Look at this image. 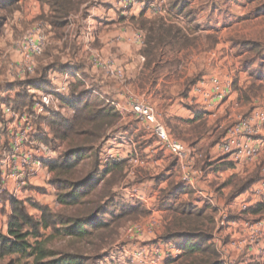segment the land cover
Wrapping results in <instances>:
<instances>
[{
	"label": "crops",
	"instance_id": "obj_1",
	"mask_svg": "<svg viewBox=\"0 0 264 264\" xmlns=\"http://www.w3.org/2000/svg\"><path fill=\"white\" fill-rule=\"evenodd\" d=\"M159 1L165 3V0H90L79 13L71 18V25L62 39L66 41L59 48H64L65 51L70 52V55L74 53L70 43L73 40L74 31L72 22L81 19L84 21L83 33L85 34L86 31V35L90 37L86 45V55L93 61L98 60L101 67L91 63V66L84 67L73 59H65L56 63L53 61L55 51L52 50L49 51V55L44 56L43 60H49V63L41 62L45 69L40 75L38 74L37 78L28 80L20 78L17 84L9 79V75V78L6 76V70L9 71L10 65L22 60L16 45L27 30L41 22H46L42 20V17H47L50 11L47 5H42L38 0H19L20 10L9 16L4 34L0 36V60L4 61L0 63V67L6 64L5 70L0 68V110L2 113L0 116V160L5 156L18 155L19 158L16 159L19 165V175L9 177L8 193L0 198V210L10 209L11 201H8L10 199L25 201L33 198L34 189H45L50 197L54 198L52 191L55 189L50 182H47L50 176L47 165L38 168L33 175H28V171L20 175L23 172L20 163L22 155L30 153L34 159H39L42 154L32 150L28 142L24 148L14 150L15 137L25 129L24 124L15 119L12 114L13 112L33 114L36 116V121L47 118L51 110L55 109L57 112L64 106L61 99L69 97L71 86L78 80L85 84L87 90L95 91L108 100L111 99L110 101L117 106L121 114L119 123L110 130L107 138L100 144L101 153L111 155L117 159L115 162L130 164L131 160L139 161L134 169L130 170L129 166H126L125 183H122L123 187L119 190L128 186L132 187L149 200V206L155 207L159 211V216H163L166 211L163 212L162 207L161 209L159 207L161 196L166 194L170 197L174 194L175 186L181 183L177 160L169 152L160 148L158 140L147 124L133 113L130 104L137 99L149 101L160 114V121L171 136L196 152L198 165L205 172L200 187L216 196V203L219 207H228L227 204L232 203V200L240 202L250 197L251 191L258 186L261 180L255 183L249 191L238 196L231 195L234 187L228 182L235 178L244 179L256 169L259 171L258 166L264 164V148L257 158L250 161L247 153L239 155L222 153L220 143L228 129L241 116L253 114L264 116L263 98L258 93L249 95L248 100L244 96L252 84L251 76H249L251 71L248 67H253L256 61L253 59L247 61L241 68L240 63L233 60V56L236 54L239 60L246 54L236 51L234 45H230L231 41L223 43L219 38L218 43L213 47L215 50L207 51L205 38L201 39L200 35L204 32L205 26L202 27L201 22L206 15H201V17L199 15L195 19L197 23L195 25H198L199 29H195L192 36L196 38L194 45L181 50L164 48L160 50L159 59L148 66L146 57L143 55L146 33L141 28L140 21L160 18L166 23L173 21L182 29L186 27L184 18L178 16L175 19V13L166 8L167 5L162 11L154 12L153 6L161 5ZM211 16L216 15L211 14ZM11 27L15 30H10ZM215 29L219 30L218 35H222L223 31L227 30ZM50 31L48 34L51 33ZM62 40L55 38L54 42L59 45ZM224 46L228 49L225 54L221 53ZM108 63L112 64L114 69H121L125 73L123 81L107 75L102 69V64ZM214 79L220 82L217 91H215ZM19 88L28 89L29 95L33 98L32 109L18 111L14 108L13 103L20 95ZM224 90L227 91L226 98L222 100L214 97L215 93ZM37 93L38 98L35 96ZM45 93H52L58 99L57 102L60 101L61 104L57 105L56 102L55 107L48 108L41 113L38 112L36 103L37 99L39 100ZM4 95L8 96V99L4 98ZM63 110H68L70 116L73 114L66 107ZM35 129L38 134L36 141L39 144L54 150L57 155L59 150L62 152L59 143L55 141L54 135L49 133L50 130L47 127L41 126ZM260 140H264V132L262 137L253 138L249 144L256 146ZM206 162L217 166L218 169L208 168ZM150 170L157 171L152 173V180L137 179L136 176ZM262 176H264V170ZM133 177H135L134 181ZM188 188L192 196L188 193L178 195L175 200L176 205L181 202H193L194 190ZM45 197L46 194L38 196L36 201L40 203ZM43 204L48 205L46 202ZM204 205L206 204L199 206ZM233 206V204L230 205V207ZM10 217L11 214H8L9 220ZM9 220L6 223L7 231ZM246 226L245 220L232 218L225 230V236L227 238L229 236L231 241L247 239L251 232ZM214 242L216 243L215 237ZM139 246L140 244L134 249L137 250Z\"/></svg>",
	"mask_w": 264,
	"mask_h": 264
},
{
	"label": "trees",
	"instance_id": "obj_2",
	"mask_svg": "<svg viewBox=\"0 0 264 264\" xmlns=\"http://www.w3.org/2000/svg\"><path fill=\"white\" fill-rule=\"evenodd\" d=\"M38 1L50 8L48 16L42 17V20L50 25V32L55 38L63 39L71 25V18L90 0ZM239 1L252 4L259 0ZM189 8L190 1L176 0L169 10L175 13V19L183 17L189 25L191 23L192 28L182 29L173 21L166 23L160 18L140 21L146 33L143 55L148 66L159 59L160 50L164 48L181 50L194 45L196 38L192 37L193 31L199 27L195 25L193 12L188 11ZM18 10L19 0H0V36L4 34L9 16ZM233 45L242 46L239 52L256 55L264 63L263 42ZM250 76L254 81H261L262 85L257 87L253 84L244 93L247 100L249 95L264 90V69L252 70ZM61 100L73 114L70 117L61 113L52 114L44 121L62 148L60 159L50 163L48 169L53 175L52 184L57 189L58 203L63 210L54 214L48 207L34 204L32 207L42 212L41 219H36L30 215L24 201L10 199L12 214L8 235L0 234V259L22 254L32 258L33 264H97L98 260L106 259L103 257L104 250L117 240L120 230L128 222L148 214L141 204L122 203L119 201L120 195L114 193V187L126 175V163L104 164L101 161L99 146L121 120L117 108L108 99L87 90L81 80L71 86L69 97ZM13 104L18 111L32 109L33 98L28 89L25 88ZM206 166L218 169L209 162H206ZM232 180L228 182L229 185ZM258 181L257 175L241 183V186H236L233 196L246 193ZM186 193L192 196L189 188L180 183L175 186L173 195L168 197L165 194L167 201L164 209L171 215L166 220L164 233L156 238V244L177 245L183 254L173 264H222L214 242L216 210L208 204L202 207L197 205L194 195L193 202L176 205V197ZM249 213L264 217V199ZM47 230L53 232L48 240L54 236L63 237L66 245L57 250L48 249L46 241L39 240L43 237L42 231ZM32 240L35 242L32 243Z\"/></svg>",
	"mask_w": 264,
	"mask_h": 264
},
{
	"label": "built area",
	"instance_id": "obj_3",
	"mask_svg": "<svg viewBox=\"0 0 264 264\" xmlns=\"http://www.w3.org/2000/svg\"><path fill=\"white\" fill-rule=\"evenodd\" d=\"M165 3L161 1V5H154V12L162 11ZM181 21V20H180ZM48 31L51 30L50 25L47 22H41L31 27L24 36L19 40L16 45V49L22 57V63L17 66V73L20 78H28L35 75L38 64L37 59L42 56L44 52L45 43L47 40ZM47 32V33H46ZM102 69L110 76L118 80L125 79V73L121 69H114L112 64H102ZM213 83L216 85L215 91L219 89V80L214 79ZM199 91V90H197ZM90 92L97 94L95 91ZM227 91L217 92L214 97L217 99L226 98ZM52 93H45L41 95L40 101H37L36 108L38 112H45L48 108L56 106V100ZM101 97V95H99ZM133 113L140 118L147 127L151 130L153 135L158 140L160 148L174 157L178 162V168L180 171V181L186 186L194 190L195 201L197 205L208 204L216 210V229L215 235L219 231L222 232L231 222V217L228 208L219 207L216 203V196L213 193L207 192L200 187V183L204 180L205 172L200 169L198 165V159L196 152L189 146L178 141L171 136L167 128L160 121V114L152 104L145 101H133L131 104ZM13 117L20 120L24 124V131L20 135L15 137L14 150L24 148V145L28 142L32 150H36L41 153L42 156L33 158L30 153L22 155L21 166L23 172L21 176L28 171V175L36 173L38 168L44 165H49L60 159L62 152L59 150L58 155L54 150L49 149L47 146L39 144L36 141L38 136L34 123L30 122V118L34 119L36 116L29 115L27 113H15ZM264 129V116L261 115H247L238 119L227 131L226 136L220 143V150L227 155H239L247 153L248 159L251 161L257 158L262 149L264 148V140H260L256 146H250L249 142L256 136L262 137ZM61 152V153H60ZM101 155L102 163L115 162L117 159L111 155ZM18 155L5 156L0 160V198L8 193L7 182L10 176L19 175L17 163ZM139 161L137 159L131 160L132 167L135 168ZM21 179V178H20ZM21 181V180H20ZM125 195L127 194L133 201H141L143 206L146 207L150 213V217L147 220L149 223V229L158 228L160 226L159 211L155 207L149 206V200L145 199L139 192L132 187H126L123 189ZM122 196V195H121ZM122 198V197H121ZM264 199V179L261 180L257 187L253 188L248 201H242L239 204L241 211L248 212L251 208H255ZM123 201V198L121 199ZM145 203V204H144ZM245 220V219H243ZM246 221V220H245ZM143 223L132 224L128 230V234L137 235L142 237L147 234L148 228ZM247 228L251 232L250 236L243 241L232 240V249L234 251L233 257L238 258L241 254L242 258L240 263L249 264L252 262H264V239L256 238L257 235L264 237V218H259L255 222L246 221ZM214 235L215 239L216 236ZM220 253V260L222 264H240L234 262L232 255H230L227 249L222 250L217 248ZM182 251L177 247L175 243H158L152 246L141 247L135 254H133V260L138 264H162L165 260L175 261L182 256ZM142 262V263H141ZM167 262V261H166Z\"/></svg>",
	"mask_w": 264,
	"mask_h": 264
},
{
	"label": "rangeland",
	"instance_id": "obj_4",
	"mask_svg": "<svg viewBox=\"0 0 264 264\" xmlns=\"http://www.w3.org/2000/svg\"><path fill=\"white\" fill-rule=\"evenodd\" d=\"M173 1H176V0H165V5H167L166 8L169 9L171 7ZM188 1H190V8L188 11L193 12V15H194L193 19L194 20L196 19V16L200 15V17H201V15H206V17L203 18L202 22H201V24L203 25L202 27L205 26L204 32H202L203 30L202 31L200 30L202 32L200 35H201V39L205 38V41L207 43V51L215 50V49H213V47L216 43H218L219 40L223 41V43H225V41H227V42L231 41L230 45L231 44L233 45L234 43H238V44H241L244 42L249 43L252 41H261L264 43V0H259L258 2L252 3V4L242 3L239 0H188ZM160 3H161V1H159V4ZM156 6H158V4ZM163 6H164V4H163ZM211 14H215L216 16L213 17V16H211ZM83 23H84V21H81V19H80V21L75 20L72 22V24L74 26V31H73V40H71L70 43H71L72 52H74V53L71 55H70V52L65 51L64 48H62V49L59 48V47H62V43L64 41H66V39H64V40L60 39L62 41L58 45L57 43L54 42V39H55L54 34L53 33L48 34L47 35L48 37H47V40L45 43V47H44V52H43L42 56H40L37 59V64H38L37 71H36L35 75L28 77L26 80H28L29 78L35 79V78H37L38 74L40 75L42 73V71L45 69V67L43 65H41V62H43V64L49 63L48 62L49 60L44 61L43 59H44V56L49 55V51H52V50L55 51V53H53V56H54L53 61L56 63H57V61L60 62V61L65 60V59H73L74 61H77L80 65H83L84 67L87 65L91 66L90 63L93 65L95 64L98 67H101V63L97 62L98 60L93 61L92 59H90V57H88L86 55V52H87L86 45H87V42L89 43L90 37L88 35H86V31H85V34L83 33V31H84L83 30L84 29ZM194 23L197 24L196 22H194ZM185 24H186V27L189 25L187 22ZM190 26H191V23H190ZM215 28H220V29L224 28L227 30H225V31L222 30L223 31L222 35L221 34L218 35L219 30H216ZM10 30H15V28L11 27ZM214 30H216V31H214ZM47 32H48V30H47ZM212 32H214V33H212ZM214 34H216V35H214ZM218 38H219V40H218ZM233 47H235L236 51L239 52V49H241L242 46L238 47L235 45ZM227 50L228 49L226 48V46H224L221 49V53L225 54L227 52ZM252 59L254 61H256V63L253 67H248L249 71L259 69V68H261L262 70L264 69V63H261L262 61L260 60V58H257L256 55L250 56L247 54L239 60H238V57L236 56V54L233 56V60L237 61V63H240L239 65L241 68L244 67L245 62L250 61ZM87 60H90V61H87ZM22 61L23 60H21L19 63H16L12 66L10 65L9 71L6 70L7 71L6 72L7 78H9L8 77V75H9L10 76L9 79L12 81H15V83H17V84L20 82L19 81L20 77L17 73V66L20 65L22 63ZM2 62H4V61L0 60V63H2ZM247 64H249V63H247ZM249 66H251V65L249 64ZM5 67H6V64H2V66L0 68H3L5 70ZM240 72H242V71H240ZM108 76L110 77V75H108ZM251 81H252V84H251L250 88L252 87L253 84H255L257 87H260L262 85L261 81H254L252 78H251ZM22 87H23V84H22ZM19 89H20L19 90L20 94L22 92L24 93L25 90H23V88H19ZM257 93L264 100V90L257 92ZM35 96H36V98H38L39 97L38 93ZM3 97L7 98L8 96L4 95ZM53 97L56 101L58 100L55 96H53ZM110 100L111 99H109V101ZM37 101H40V100L37 99ZM135 101H139V100L135 99ZM145 102L150 103L147 100ZM59 103H60V101L57 102V105H59ZM110 103H112L117 108V106L112 101H110ZM63 109H65L64 106L59 108L57 112L55 109L51 110V113L48 117H51L52 114H54V113L57 114L59 112L66 117H70V112L68 110L64 111ZM30 115L34 116L33 114H30ZM241 117H243V116H241ZM44 119H39L36 121L33 117H31L30 122L34 123V128L41 127V126L47 127V129L50 130L49 133L51 135H53L51 129L48 127V125L44 121ZM263 132H264V129H263ZM257 137L258 136L254 137V138H257ZM50 146H53V145H50ZM99 149H100V153H101V148L99 147ZM196 149H198V148H196ZM203 160H205V158H203ZM203 160H201V161H203ZM126 165L129 166L130 170L134 169L132 167V164H126ZM258 167H259V171H258V169H256L248 177H246L244 179L235 178L234 180H232L231 183H232L234 188H232L233 191L231 192V195H233V193L236 189V186H239V185L241 186V183L246 182L248 179H251L254 176L258 175L259 180L264 179V176H262V172L264 170V164H262V166H258ZM138 172H139V170H138ZM155 172H157V171H155V170H150L149 172L144 171L143 173H141L140 176L138 175L136 177L140 181L152 180L153 179L152 173H155ZM52 178H53V175L50 173L49 180H47V182H50L52 187L55 189V191L54 190L52 191V195L54 196V198L50 197V195L48 194V192H46L45 189H34L33 198L31 197L30 199L24 201L26 203V206L28 207V211H29L30 215H32L36 219H41L42 212L39 211L38 209L32 207L34 204H39L42 207H48L54 214H57L63 210L62 206H60L58 203V192H57L56 187L52 184ZM125 179H126V175L114 187L115 195L116 194L118 196L120 195V199H119L120 202L122 201L121 199L123 198L122 203H127V204L132 203L134 205L135 204H141L143 206V203L141 201H137V202L134 200L132 201L131 200L132 198H130L127 194L125 195L124 193H122L123 189H125L126 187L119 190L121 187H123V184L125 183V181H124ZM132 180L134 181L135 177H133ZM240 181H242V182H240ZM128 182H129V180H128ZM45 194H46V197H48V198H46V197L43 198L42 202H40V203L38 201H36V198H38V196H44ZM147 194H149V193H147ZM248 199H250V197L245 199V200L248 201ZM8 201H11V200H8ZM20 201H22V200H20ZM166 201H167V197L165 196V194H163L161 196V200L159 201L160 202L159 207H160V209L162 207L163 212L166 211L164 209V203ZM241 201H243V200H240V202ZM43 202H46V204H48V205H44ZM240 202L232 200V203L227 204V206L229 208L224 207V208L229 209L231 219L234 218L235 215L238 216L237 219H245L248 222H255L257 219L260 218L257 216H253L252 214L249 213V211L253 208H251L248 212L247 211L246 212L241 211L239 208ZM232 204L234 206L230 207V205L232 206ZM143 207H145V206H143ZM145 209H146V207H145ZM8 214H12L11 205H10V209L3 208L0 210V234H3V235H8V231L6 229L7 220H9L7 218ZM170 215H171V213L166 211V213H163V216L162 215L159 216L161 227L153 228L151 230L149 229V223L147 221L150 217L149 212L146 216H143V217L138 218L137 220L128 222L120 230V233H119L117 240L110 247H108L107 249L104 250L105 254L103 257H105L106 259L105 260L100 259L96 263L97 264H138L137 261L133 260V257H132L133 254H135L143 246H148L151 248L152 246H154L156 244V242H157L156 238L164 233V230L166 227V220ZM262 218H264V217H262ZM143 222H144L143 225L148 228L149 232L147 234H145L142 237H137V235L128 234V230L132 224L143 223ZM225 230H226V228H225ZM225 230H223L222 232L219 231L218 233H216V235H215V231H214V235L216 236V243L215 244H216L217 248H219V249H222V250L227 249L229 251L230 255H232V257H233L234 251L232 249V243H231V240L229 239V236H228V238H227V236H225ZM42 233H43V237L39 240L46 241L48 249L57 250V249L63 248L66 245L65 239L63 237H59V236L55 237L54 236L53 239L48 240V239H50L49 237H51V235L53 234V232L51 230L42 231ZM256 238H260V240L264 239V237H262L260 234L257 235ZM240 241H243V239H241ZM34 242H35V240H32V243H34ZM138 244H140V246L137 250H135L134 248ZM242 256H241V254H239L238 258L233 257L234 262L240 263ZM175 261L177 262L178 259ZM175 261L165 260V261H163L162 264H173ZM0 264H33V259L29 258L27 255H24V256L22 254L21 255H14V256L4 258V259H0Z\"/></svg>",
	"mask_w": 264,
	"mask_h": 264
}]
</instances>
